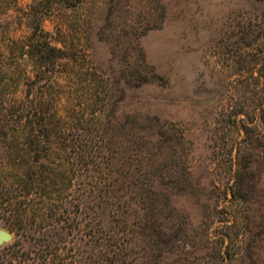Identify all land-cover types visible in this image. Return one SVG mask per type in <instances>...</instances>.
<instances>
[{
	"label": "rangeland",
	"instance_id": "374dc122",
	"mask_svg": "<svg viewBox=\"0 0 264 264\" xmlns=\"http://www.w3.org/2000/svg\"><path fill=\"white\" fill-rule=\"evenodd\" d=\"M34 19L58 50L54 65L21 51ZM0 51V115L4 102L28 106L43 121L36 148L55 142L69 177L74 127L95 136L110 119L148 126L149 115L184 134L166 243L139 237L133 264H264V0H0ZM143 74L152 79L138 87ZM20 132L9 128L10 161L35 162ZM1 230L13 234L4 254L27 236L4 215Z\"/></svg>",
	"mask_w": 264,
	"mask_h": 264
},
{
	"label": "trees",
	"instance_id": "16d2710c",
	"mask_svg": "<svg viewBox=\"0 0 264 264\" xmlns=\"http://www.w3.org/2000/svg\"><path fill=\"white\" fill-rule=\"evenodd\" d=\"M13 6L18 8L16 1ZM32 25L31 42L21 51L29 47L25 54L35 55L43 67L54 65L58 50L40 20L34 19ZM2 54L0 51V57ZM151 79L148 74L140 75L137 86ZM2 110L0 176L8 178H0V217L4 215L15 231L23 230L27 236L5 254L0 249V264H133L139 253V237L156 249L166 243L170 195L178 186L177 173L184 172L186 166L178 157L186 145L183 133L149 115L144 117L148 126H136L126 117L115 121L119 127H111L114 121L110 119L108 126L100 123L104 125L101 135L95 136L89 128L74 127V134L68 136L74 145V176L69 177L67 167L53 161L62 151L55 142L36 148V139L42 138L43 131H35L37 126L43 127V121L29 118L25 104L11 109L4 102ZM89 118L100 120L94 114ZM82 120L90 122L85 116ZM15 125L21 127L23 145L36 152L35 162L10 161L14 151L6 142L9 128ZM46 129L49 135L51 129ZM118 135L123 138L121 143ZM19 171H23L21 182L16 174ZM59 192L66 195L57 200ZM32 195L39 196L38 203L32 202ZM23 243L28 244L26 251ZM9 250H14L12 258Z\"/></svg>",
	"mask_w": 264,
	"mask_h": 264
},
{
	"label": "water",
	"instance_id": "95a60500",
	"mask_svg": "<svg viewBox=\"0 0 264 264\" xmlns=\"http://www.w3.org/2000/svg\"><path fill=\"white\" fill-rule=\"evenodd\" d=\"M13 240V234L6 231L1 230L0 231V246H2L6 242H11Z\"/></svg>",
	"mask_w": 264,
	"mask_h": 264
}]
</instances>
